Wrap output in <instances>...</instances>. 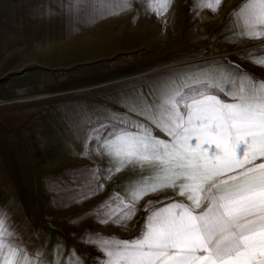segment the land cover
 <instances>
[{"label":"snow or ice","instance_id":"6c2138e0","mask_svg":"<svg viewBox=\"0 0 264 264\" xmlns=\"http://www.w3.org/2000/svg\"><path fill=\"white\" fill-rule=\"evenodd\" d=\"M173 3L143 0L157 17ZM222 3L196 0V7L215 13ZM84 4L98 19L130 10L133 0ZM230 18L234 36L264 39V0H241ZM243 58L264 67V45ZM126 107L143 122L106 116L88 130L82 154L107 158L102 176L92 169L94 180H111L126 169L134 174L122 185L123 195L113 192L78 215L126 226L145 197L171 191L176 198L155 202L160 206L148 201L144 223L131 239L85 231L81 242L102 254L96 264H264V78L238 65L186 74L138 94ZM103 188L99 182L73 202ZM50 255L43 246L29 249L0 210V264H84L83 255L75 249L65 255L59 244Z\"/></svg>","mask_w":264,"mask_h":264},{"label":"crops","instance_id":"0c3cea01","mask_svg":"<svg viewBox=\"0 0 264 264\" xmlns=\"http://www.w3.org/2000/svg\"><path fill=\"white\" fill-rule=\"evenodd\" d=\"M223 1L230 2V12L215 34H221L227 46L238 39L230 13L241 0ZM207 10L197 8L196 0H174L169 11L157 17L145 10L143 0H133L128 11L92 19L84 0H0V78L4 81L0 96L14 100L50 94L0 106V210L13 227L26 225V232L18 236L28 241L29 249L43 246L51 259L52 249L59 244L65 255L73 249L78 255L77 247L69 248L65 233L54 227L48 209L73 203L83 193L82 186L65 185L64 180L80 173L76 162L91 155L101 157L82 154L84 139L101 112H109L92 99L96 94L51 102L59 94L96 91L109 82L52 93L57 82L45 66L84 64L119 49L178 47L181 29L189 31ZM210 23L207 19V26ZM188 60L166 67L199 61ZM93 145L90 142L89 148ZM112 190L116 192L115 187Z\"/></svg>","mask_w":264,"mask_h":264},{"label":"rangeland","instance_id":"374dc122","mask_svg":"<svg viewBox=\"0 0 264 264\" xmlns=\"http://www.w3.org/2000/svg\"><path fill=\"white\" fill-rule=\"evenodd\" d=\"M229 5V1H223L218 12L213 13L207 10L203 12L205 13L204 16H200L195 20L189 31L181 29V32L178 34L180 40L178 47L119 49L108 56H102L87 61L84 64L45 66V70L49 71L54 77L53 80L57 82V86H53L52 90H50L52 93L62 92L67 89L82 88L92 84L111 83H107L108 85L100 87L96 91L59 94L52 97L50 99L51 102L59 101L75 94L80 96L96 94L97 96L94 95L92 99L102 109L106 108L109 112H101L94 127L98 126L101 122H105V117L109 115L122 116L124 118L131 116L133 120L143 122V117L128 113L126 102L138 94L143 93L147 95L157 85L171 78H178L186 74H201L215 71L218 68H227L236 65L257 78H264V67H259L243 58V53L246 51L264 45V39L248 40L238 38L227 43V46H225L226 43L222 40L221 34H215V32L223 29L221 25L227 17L226 14L230 12ZM207 19L211 21L209 26H207ZM243 44H250L253 47L233 51ZM200 55L206 58L194 62L177 63L174 66L165 68L159 67L167 63H175ZM63 79L68 80L65 83L66 85L60 82ZM2 82L4 81H1L0 85ZM0 99L10 100L12 98L7 99L0 96ZM155 134L167 139V137L158 131ZM75 167L76 172L80 173L73 180L72 178H66L64 180L65 185L76 184L82 186L83 193H86L92 187H97L99 182H103V190L82 202H66L61 207L49 208L48 213L53 217L52 223L54 227L57 226L56 228L60 229L62 233H65L69 248L77 247L78 255H83L84 264H96L94 258L102 255L93 246L81 242V236L85 231L90 230L93 233L99 232L106 235L114 234L120 239H131L137 235L141 225L144 223V218L147 215L145 204L148 201H153L155 206H160L155 202L164 201L167 203L166 197L176 198L171 191L149 195L140 202L136 216L126 226L100 224L96 222L94 215L81 216L78 214L85 213L87 210L93 209L96 205L106 200L113 193V187L118 192V188H122V185L127 182V179L134 174L133 170H124L114 175L111 180H94L92 177V169H101L102 176V170L108 167V165L103 158L92 155L90 159L76 162ZM119 193L123 195L121 191ZM77 195L79 196L80 193ZM25 228L26 225L14 226L15 231L19 230L16 231L17 234L19 233V236L20 233L26 232ZM25 243H28V241H25Z\"/></svg>","mask_w":264,"mask_h":264},{"label":"bare ground","instance_id":"6f19581e","mask_svg":"<svg viewBox=\"0 0 264 264\" xmlns=\"http://www.w3.org/2000/svg\"><path fill=\"white\" fill-rule=\"evenodd\" d=\"M208 18V17H207ZM257 45H259V44H257ZM251 45L250 44H243V45H240L238 48H236V49H234L233 51H240V50H244V49H247V48H249ZM254 46H256V45H254ZM251 47H253V46H251ZM232 51V52H233ZM215 52H217V51H215ZM214 52V53H215ZM228 52H230V51H228ZM221 53V52H220ZM226 54V53H225ZM206 57H204L203 55H200V56H196V57H194V58H191V59H198V60H203V59H205ZM191 59H187L188 61H190ZM171 64H173V63H167L166 65H163V66H159V67H166L167 65H171ZM49 96L50 94H34V95H30V96H25V97H19V98H16V99H10V100H7V101H9L8 103H11V102H15V101H26V100H34V99H39V98H43V97H46V96Z\"/></svg>","mask_w":264,"mask_h":264},{"label":"built area","instance_id":"2783aa9c","mask_svg":"<svg viewBox=\"0 0 264 264\" xmlns=\"http://www.w3.org/2000/svg\"><path fill=\"white\" fill-rule=\"evenodd\" d=\"M9 101L0 99V105L8 104Z\"/></svg>","mask_w":264,"mask_h":264},{"label":"water","instance_id":"95a60500","mask_svg":"<svg viewBox=\"0 0 264 264\" xmlns=\"http://www.w3.org/2000/svg\"><path fill=\"white\" fill-rule=\"evenodd\" d=\"M3 81V78H0V82Z\"/></svg>","mask_w":264,"mask_h":264}]
</instances>
